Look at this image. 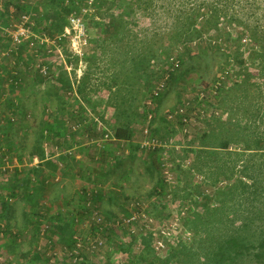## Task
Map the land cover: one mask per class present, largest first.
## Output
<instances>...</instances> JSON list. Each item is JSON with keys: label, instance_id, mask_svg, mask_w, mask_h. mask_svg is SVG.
I'll list each match as a JSON object with an SVG mask.
<instances>
[{"label": "rangeland", "instance_id": "1", "mask_svg": "<svg viewBox=\"0 0 264 264\" xmlns=\"http://www.w3.org/2000/svg\"><path fill=\"white\" fill-rule=\"evenodd\" d=\"M19 1L0 0V157L6 155L4 163H0V264H30L32 253L28 251L33 252L35 248L44 256L37 264H63L69 259L66 248L74 235L81 237L83 244L97 237L104 241V245L95 251H83L82 259L89 261L88 264H180L184 255L177 252L182 244L189 243L196 236L189 226L192 211H202L199 204L205 202L206 196L215 191L222 192L223 187L233 183L230 181L232 178L222 181V174H228L236 164V171L239 170L241 159L246 157L242 153L240 161L235 162L234 152L241 149L235 148L234 144L230 151H226L228 154H223L222 148H215L221 145L226 135L233 136L236 129H242L235 123L243 112L232 107L231 99L222 100L220 90L208 103L192 92L197 88L200 94L205 85H211L220 78L225 56L216 51L185 61L163 98L155 102L153 118L148 122L145 120L142 125L135 124V121L133 141H122L114 136L116 113L123 116L125 109L137 113V105L139 108L143 102L138 92H131L126 97L124 88L113 86V46L103 31L108 26L107 20H104L105 27H94L91 17L87 16L96 9L93 0H89L81 11L71 13L79 14L88 29L86 43L76 45L80 53H75L71 39L76 33L70 27L71 14L66 17V26L70 27L71 33L66 29L62 33L57 31L55 39L47 41L50 34L46 26L59 20L60 8L48 0H22L23 5L27 3L29 7L22 6L18 11ZM144 22L142 18L140 24ZM21 25L28 29L16 40L13 34ZM17 46L23 49L24 60L19 69L14 63L18 57L15 53ZM46 64L56 74L67 70L72 88L59 93L61 99L55 95L57 83L54 77H49L44 83L36 80L38 71ZM188 67L190 71H187ZM18 71H21L22 79L17 86H12V76ZM88 96L99 114L91 116L98 134L74 118L82 106L90 109L86 100ZM13 100L20 106L17 112L11 108ZM183 104L190 118L187 125L178 123L180 116L177 114L176 117H168L169 112ZM59 108L64 112H59ZM143 108L139 114L143 113ZM202 109H205V117L200 116ZM222 115L226 124H222ZM230 117L233 123L228 122ZM46 122L58 124V131L61 130L42 145L47 157L45 160L54 162L57 169L48 167L46 162L42 163L45 160L31 154L37 132ZM260 123L262 121L257 119L252 126L257 127ZM143 126L149 128V133ZM262 127L264 125L258 130L262 131ZM104 130L110 134L108 137L103 136ZM45 133L48 134L47 130ZM57 137L61 143L57 144ZM154 137L163 141L159 151L164 162L163 176L170 190L165 196L151 194L159 177L157 172L154 176L148 173L146 153L142 150V144ZM10 139L17 146L14 151L8 150ZM105 149L111 154L110 161ZM38 165L43 168L42 174H30ZM18 172L21 178L18 189L22 194L25 188L23 178L31 177L30 192L35 197L32 203L21 195L11 197L1 188L11 179L13 181ZM120 189L126 195L142 198L139 205L127 206L124 197L114 194ZM84 190L103 192L100 208L103 215L106 210L111 212L108 215L114 219L112 221L131 216L136 218L140 214L133 220L137 222L119 228L126 233L117 234L116 230L117 236H104L103 232H98V224L92 214L79 216ZM4 197L9 200V210H4L1 215ZM219 203L213 200L211 205ZM71 210L75 212L76 224L70 239L61 231L52 236L50 230L57 227L53 216L60 212L68 216ZM162 225L167 228V233L161 232ZM132 228H136L135 233L131 232ZM12 233H19L15 244ZM36 234L39 236L37 242ZM145 238L150 240L149 243L146 244ZM160 240L162 245L158 242ZM171 253L177 257L166 261ZM141 254H146V259H138Z\"/></svg>", "mask_w": 264, "mask_h": 264}, {"label": "trees", "instance_id": "2", "mask_svg": "<svg viewBox=\"0 0 264 264\" xmlns=\"http://www.w3.org/2000/svg\"><path fill=\"white\" fill-rule=\"evenodd\" d=\"M48 1L60 8L58 9L59 20L51 21L46 26V31L54 37L57 31L61 33L64 31L68 14L81 11L82 7L88 5L89 0ZM19 2L18 11H21L22 6L29 7L27 3L23 5L22 0ZM93 4L95 11L87 15L91 17L92 25L103 28L105 19L108 23L103 31L113 46L115 61L113 86L124 88L126 97L131 92H138L143 102L139 108L137 105V113L129 109V112L126 109L123 110V116L116 113V124L113 127L116 139L133 141L135 136L133 123L136 121L135 124L142 125L146 120L149 111L146 102L152 97L155 87L160 81L166 80L165 90L155 97L156 101L161 100L166 89L175 80L177 70L185 61L208 56L216 51L222 52L225 56L221 73L222 84L219 90L222 91V100L231 99L232 107L238 112H243L235 123L242 129H236L233 136L226 135L221 145L215 148H222L223 154H228L226 151H230L229 149L234 144L235 148L241 149L240 152L238 150L234 152L235 162L240 161L239 156L242 153L246 157L241 159L239 170L236 171V164L228 174L226 172L222 174V181L232 178L230 181L233 183L223 187L222 192L215 191L214 194L206 196L205 202L199 204L203 208L202 211L199 209L192 211L193 216L189 219L191 222L189 226L196 234L194 240L182 244L178 252L173 250L177 254L184 255L180 264H264V127L262 131L258 130L264 125V0H93ZM141 17L145 21L143 24H140ZM15 53L18 57L14 63L19 69L20 63L24 61L23 49L17 46ZM172 57L180 61L177 67L175 62L171 61ZM46 66L48 74L38 71L36 80L38 83H44L49 77H54L57 83L55 85L57 94L55 95L60 98L59 93L72 88L67 70H61L59 74H56L51 71L53 68L47 64ZM190 70L191 68L188 67L187 71ZM18 72L12 76V86H17L22 79ZM229 81L232 83L230 84ZM80 91L82 92V86ZM192 92L198 95L199 91L193 88ZM86 100L90 103V109L82 106L74 118L80 124L84 123V126L91 132L96 131L98 134L99 131L96 130L95 121L91 116L99 114L94 104L90 102L91 98L88 96ZM11 105V108L17 112L20 107L18 103L13 100ZM183 107L184 104L171 112H176ZM142 108L143 113L139 114ZM58 111L64 112V109L59 108ZM179 116L178 123L186 124L184 118H189V114L185 112ZM249 116L250 119H247ZM223 119L224 115H222V124H226L227 121ZM257 119H260L262 123L253 127L252 123ZM228 122L233 123V118L230 117ZM60 131H58V124L57 126L49 122L42 124V128L37 132L36 143L31 154L45 160L47 157L42 147L43 142L54 134H59ZM106 132L104 130L102 134ZM58 139L57 137V144L61 143ZM8 145V150L14 151L17 148L12 139L8 141ZM142 150L146 153L148 173L154 176L157 172L159 177L151 194L167 195L170 190L163 176L164 162L161 160L162 156L159 151L161 146L144 147ZM5 159L6 155L3 154L0 157V163H4ZM107 160H111L110 153ZM43 162H46L48 167L57 169L54 162L49 160ZM40 167V165L33 167L30 174L41 175L43 168ZM19 173L15 175L16 177L14 176L13 181L11 179L10 183L1 188L8 191L7 195L11 197L21 195L28 203H32L35 197L30 192L31 177L27 175L23 178L25 188L22 194L18 189L21 179ZM235 176L238 177L234 178ZM242 177L249 181H244ZM114 194L118 197L122 196V199L124 197L129 207L132 202L139 204L142 200V198L124 194L121 189L114 191ZM81 196L82 205L78 211L80 218L86 215L82 213V210L84 212L83 207H86V212L92 207L101 210L103 192L92 190ZM6 197L1 201V215L4 210H9ZM213 200L219 201V205H211ZM89 201H91V206L87 204ZM127 210L128 207L125 208V211ZM101 212L103 214L102 210ZM74 213V210H71L68 216L63 215L62 212L54 215L53 221L57 227L55 230L52 228L50 234L53 236L61 231L70 239V234L76 224ZM109 213L111 212L104 211V216L110 218ZM38 215L44 217L42 214ZM106 228L103 234L104 236L108 234L109 238L119 233H126L125 230H119V228ZM38 230L37 228L39 234ZM116 230L119 231L117 234ZM38 234L35 236V242L39 239ZM18 236L19 233H12L14 244ZM147 239H144L146 244L150 241ZM75 244L76 241L72 237L69 247L72 249ZM28 253H32L28 261L30 264H37L44 257L37 248ZM177 254L174 256L171 253L166 261L170 262L173 257H177ZM82 258L74 262L69 257L70 260L64 261L63 264H88L89 261ZM138 259H146V254H141ZM165 263L168 264V262L162 264Z\"/></svg>", "mask_w": 264, "mask_h": 264}, {"label": "built area", "instance_id": "3", "mask_svg": "<svg viewBox=\"0 0 264 264\" xmlns=\"http://www.w3.org/2000/svg\"><path fill=\"white\" fill-rule=\"evenodd\" d=\"M70 19H71V23H72V26H70V27L76 31L75 35L71 38L72 39V43H73V45L75 47L74 50H75V53H80V50H78L79 47H76V45H77V43L82 44V45H83V43H86L85 35L88 33V30H87L85 21L83 20V18L79 14L73 13V15L71 16ZM70 27L69 26L65 27L67 33H71ZM26 29H28V28H26L24 25L19 26L17 32L13 34L14 38L16 40H18L19 39V35H24L26 33L25 32ZM67 33H65V34L67 35ZM80 37H81V40H79ZM50 38L52 40L55 39V37L49 36V38H46V40L49 41ZM171 61L175 62L176 67L180 64V61L177 60V59L174 60L173 57L171 58ZM43 67L44 68H42L41 71L44 72V73H47V66H43ZM221 84H222V74H221L220 78L218 80H216L213 84L208 85V86H204L202 88V90L200 91V94L198 92L199 99L200 100L205 99L206 103L211 102L212 99H214L215 95L218 93V90H219V87H220ZM165 88H166V80L160 81L157 84V86L155 87L152 97L149 100H147L146 104H147L148 110H149L148 111V116L146 118L147 122L150 121L153 118V116H154L153 110L155 108V102H156V98L155 97H158L163 92V90H165ZM208 93H210V94H208ZM189 104H191L190 101H189ZM205 113H206L205 109H202V112L200 113V116L205 117L206 116ZM176 114H179V115L185 114L184 108H180V110H177L176 112H170L168 117H175ZM189 119L190 118H184V122L186 123L185 125H187V122L189 121ZM146 126H147V124H146ZM146 126H143L144 127V131L146 133H149V128L146 127ZM109 135L110 134L107 132L103 136L108 137ZM161 145H163L162 140L157 139V138L154 137V138H151L149 141L148 140L145 141L142 144V147L143 148L144 147L145 148H154V147H160ZM36 160L37 161L39 160L38 157H36ZM91 191L92 190H84V191H82V193L84 195L85 192L88 193V192H91ZM87 204H88V206H91V201H89ZM130 205L132 207L133 206L136 207L139 204H136V203L132 202ZM83 208H84V212L82 210V213H84V215L85 214L87 215L88 213L92 214L93 218L96 220L95 222H97V224H98V228H97L98 232L105 231L107 229L106 227L126 228L129 224H134L135 222H137V221H133V220H135L138 216H140V214H138V216L136 218H134V216H131L130 218L124 217V218H118L115 221H112L114 219L106 218L102 214L101 210L98 209L97 207H92V209L89 210L88 212H86V207H83ZM79 216H80V214H79ZM75 217H76V215H75ZM77 220H78V217H77ZM2 226H3V223H2ZM160 229H161V232L167 233L166 232L167 228L165 227V225L160 226ZM131 232L135 233L136 232V228H132ZM73 238L76 241L75 246L72 249L68 246L66 248V251H67L70 259L72 258L74 262H76L78 259L80 260L84 250L87 251V252L90 251V250L95 251V250H97L98 248H100V247H102L104 245V241L101 238H99V237H97V238H95L93 240H90V241L86 240L84 242V244L82 242L81 237H79L78 235H74ZM51 242H52V240H50V243ZM158 242H159L160 245H162V243H163L162 240H160Z\"/></svg>", "mask_w": 264, "mask_h": 264}]
</instances>
